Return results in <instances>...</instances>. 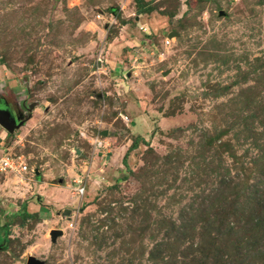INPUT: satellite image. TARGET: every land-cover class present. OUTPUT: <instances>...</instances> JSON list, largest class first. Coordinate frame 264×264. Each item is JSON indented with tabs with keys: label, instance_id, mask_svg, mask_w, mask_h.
<instances>
[{
	"label": "rangeland",
	"instance_id": "obj_1",
	"mask_svg": "<svg viewBox=\"0 0 264 264\" xmlns=\"http://www.w3.org/2000/svg\"><path fill=\"white\" fill-rule=\"evenodd\" d=\"M146 1L139 14L134 0H0V106L22 121L0 126V155L33 169L0 173V264H238L248 246L240 192L264 166V0ZM221 209L233 229L211 254Z\"/></svg>",
	"mask_w": 264,
	"mask_h": 264
},
{
	"label": "trees",
	"instance_id": "obj_2",
	"mask_svg": "<svg viewBox=\"0 0 264 264\" xmlns=\"http://www.w3.org/2000/svg\"><path fill=\"white\" fill-rule=\"evenodd\" d=\"M137 12L145 13L151 10L150 2L146 0H134ZM210 140L208 139L206 143L208 145L212 144V140L215 138L210 136ZM217 139V138H216ZM144 142V138L142 136H136L130 146L128 147L127 151L125 152L122 163L126 165V158L132 149L136 148L139 143ZM260 177L258 181L252 183L248 187L243 188V192H240V197L244 196L245 204L243 205L240 212L242 216L246 215L244 219H246L245 224L242 227L243 229L248 230L249 232L246 234V240L248 241V246L242 248V251L235 249L234 257L239 259L238 264H250L252 260H255L256 257L264 259V166L259 169ZM223 184V183H222ZM225 185V183H224ZM224 188V186H223ZM222 191V189H221ZM239 198V197H237ZM233 212V211H232ZM22 214L25 218L33 217L38 218L39 213L35 212H27L25 207L22 210ZM228 213L224 212L221 209L214 211L212 213V217L208 220L207 224L212 228L205 229L208 232V236L206 237V241L211 246V254L214 252L216 253L219 248V244H221L222 237L224 235H228L231 233V227L226 220L228 219ZM239 227V228H240ZM246 227V228H245ZM180 233L185 230L184 224L180 225ZM211 229V230H210ZM214 230V232H212ZM230 231V232H229ZM180 234V235H181ZM6 235V232H5ZM5 236L0 235V247L6 249V244H4ZM7 240V238H6ZM218 244V245H217ZM245 249V250H244ZM203 250V249H202ZM202 261V260H201ZM233 262V260H230Z\"/></svg>",
	"mask_w": 264,
	"mask_h": 264
},
{
	"label": "built area",
	"instance_id": "obj_3",
	"mask_svg": "<svg viewBox=\"0 0 264 264\" xmlns=\"http://www.w3.org/2000/svg\"><path fill=\"white\" fill-rule=\"evenodd\" d=\"M169 42V37H165L164 43L169 44ZM93 144L101 146L102 141L99 137H96L93 140ZM29 171L33 172V169L28 168V165L26 164L22 155H0V173L13 172L14 174L22 175L28 173ZM73 182L76 183V185L74 186L75 193L79 198H81L86 188L85 176L82 174H78Z\"/></svg>",
	"mask_w": 264,
	"mask_h": 264
},
{
	"label": "water",
	"instance_id": "obj_4",
	"mask_svg": "<svg viewBox=\"0 0 264 264\" xmlns=\"http://www.w3.org/2000/svg\"><path fill=\"white\" fill-rule=\"evenodd\" d=\"M173 35H177V32H174V31L169 32L167 34V37H171ZM21 124H22V121H19L18 123H16L15 120H11L9 118V113H8L7 109H5L4 107L0 108V126H2L5 130H7L8 132H12L15 128L19 127ZM101 134L106 135L107 130H103L101 132ZM35 173H37V170H35ZM59 181H61V180H59ZM50 234H51V239L55 240L56 236L61 234V230L53 229V230H51ZM25 264H43V261L36 259L34 256L29 255L26 258Z\"/></svg>",
	"mask_w": 264,
	"mask_h": 264
},
{
	"label": "crops",
	"instance_id": "obj_5",
	"mask_svg": "<svg viewBox=\"0 0 264 264\" xmlns=\"http://www.w3.org/2000/svg\"><path fill=\"white\" fill-rule=\"evenodd\" d=\"M5 177H7V175H5ZM9 179V177H7V179H4L3 181H2V183H0V185H2V184H4V183H7V180ZM32 205H33V203H32ZM45 206H47V204H44Z\"/></svg>",
	"mask_w": 264,
	"mask_h": 264
},
{
	"label": "flooded vegetation",
	"instance_id": "obj_6",
	"mask_svg": "<svg viewBox=\"0 0 264 264\" xmlns=\"http://www.w3.org/2000/svg\"><path fill=\"white\" fill-rule=\"evenodd\" d=\"M1 107V106H0ZM13 109V108H12ZM14 110V109H13ZM14 112H16V111H14ZM17 113V112H16Z\"/></svg>",
	"mask_w": 264,
	"mask_h": 264
}]
</instances>
